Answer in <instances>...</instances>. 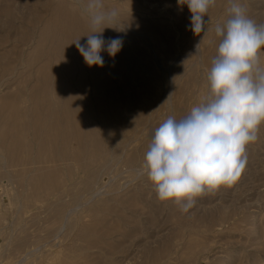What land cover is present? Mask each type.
I'll return each mask as SVG.
<instances>
[{"label":"rangeland","instance_id":"1","mask_svg":"<svg viewBox=\"0 0 264 264\" xmlns=\"http://www.w3.org/2000/svg\"><path fill=\"white\" fill-rule=\"evenodd\" d=\"M103 3L123 44L89 67L87 0H0V264H264V124L187 212L142 172L154 130L207 95L229 0L200 35L178 0ZM239 3L264 24V0Z\"/></svg>","mask_w":264,"mask_h":264},{"label":"clouds","instance_id":"2","mask_svg":"<svg viewBox=\"0 0 264 264\" xmlns=\"http://www.w3.org/2000/svg\"><path fill=\"white\" fill-rule=\"evenodd\" d=\"M178 2L192 14V32H205V15L216 0ZM229 2L228 19L215 28L221 39L207 73V95L182 118L170 115L154 130L142 164L157 198L174 201L184 212L205 192L239 179L247 164L246 146L258 139L264 124V24L249 18L239 0ZM84 12L92 34L85 44L81 38L73 44L89 67H103L101 53L115 57L122 48V38L106 41L102 35L118 12L106 9L103 0H87Z\"/></svg>","mask_w":264,"mask_h":264}]
</instances>
